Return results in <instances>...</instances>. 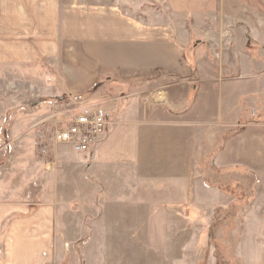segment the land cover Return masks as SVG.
<instances>
[{
  "label": "crops",
  "instance_id": "1",
  "mask_svg": "<svg viewBox=\"0 0 264 264\" xmlns=\"http://www.w3.org/2000/svg\"><path fill=\"white\" fill-rule=\"evenodd\" d=\"M0 94L28 105L0 113V264H50L65 216L97 214L109 175L180 158L189 121L228 118L229 147L264 128L241 119L253 95L264 113V0H0ZM73 97L106 125L88 153L54 145L49 167L34 125Z\"/></svg>",
  "mask_w": 264,
  "mask_h": 264
},
{
  "label": "rangeland",
  "instance_id": "2",
  "mask_svg": "<svg viewBox=\"0 0 264 264\" xmlns=\"http://www.w3.org/2000/svg\"><path fill=\"white\" fill-rule=\"evenodd\" d=\"M255 99L247 97L254 113L243 122L264 121ZM25 106L1 104L0 113ZM228 122L189 121L180 158L137 178L109 175V199L91 210L99 214L65 216L50 264H264V128L229 147ZM94 188H86L90 196Z\"/></svg>",
  "mask_w": 264,
  "mask_h": 264
},
{
  "label": "built area",
  "instance_id": "3",
  "mask_svg": "<svg viewBox=\"0 0 264 264\" xmlns=\"http://www.w3.org/2000/svg\"><path fill=\"white\" fill-rule=\"evenodd\" d=\"M55 111L37 122V145L39 154L47 166L54 165L52 147L67 143L76 153H88L98 141L106 125V109L91 106L80 97L51 101ZM11 149L7 134L0 132V149Z\"/></svg>",
  "mask_w": 264,
  "mask_h": 264
}]
</instances>
